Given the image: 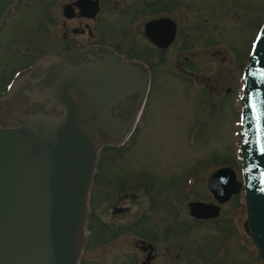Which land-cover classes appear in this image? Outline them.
<instances>
[{
    "label": "water",
    "instance_id": "water-1",
    "mask_svg": "<svg viewBox=\"0 0 264 264\" xmlns=\"http://www.w3.org/2000/svg\"><path fill=\"white\" fill-rule=\"evenodd\" d=\"M17 1L0 0V24ZM149 82L143 65L111 51L74 63L46 54L0 95V106L13 105L21 93L30 107H46L0 123V264H80L97 162L94 132L125 139L136 114L122 116L113 107L138 93V110ZM78 87L87 94L88 115L86 103L72 96ZM242 168V183L220 187L227 195L244 188V227L264 262V24L244 76Z\"/></svg>",
    "mask_w": 264,
    "mask_h": 264
},
{
    "label": "rangeland",
    "instance_id": "rangeland-1",
    "mask_svg": "<svg viewBox=\"0 0 264 264\" xmlns=\"http://www.w3.org/2000/svg\"><path fill=\"white\" fill-rule=\"evenodd\" d=\"M211 1V7L203 5ZM239 3L240 5L233 2L230 5L235 7V13L229 18L215 11L214 0H177L173 16L179 21L181 34L177 44L166 55H162L165 61L152 68L153 78L144 119L146 126H140L135 137L136 143L131 141L133 147L130 156L136 153L138 157L132 156L128 161L123 160V163L121 159L110 162L107 157H112L113 152L105 150V160L95 191L96 202L101 204L108 194L102 181L108 175L107 167L110 164L113 166L112 177L142 176L149 181V185L145 190L138 191L139 203L134 212L146 211L150 217L136 235L154 240L159 245L160 252L165 251L167 246L175 251L183 247V254L188 249L192 250L190 255H195V261L211 259L210 255H213L229 220L232 216L236 217L240 224L232 232L229 248L221 256L223 263L213 264H262L258 258V249L243 226L247 216L246 209L237 210L236 202L223 207L221 217L207 224L194 222L189 217L187 208H183L178 221L185 233L177 234L172 242L167 241L164 230L158 237L161 239H155L158 234L154 225L160 223L163 228L165 224L173 221L168 200L173 197L179 203L183 196L181 186L187 174L193 172L197 166L206 164L207 160L212 162L233 159L231 121L237 115L231 97L222 100V89L232 84L239 74L235 55L232 53L235 48V34L237 38L239 36V45L236 47H243L258 22L264 0H239ZM227 4L228 2L221 6V0L218 1V5L224 10ZM43 6V0H23L18 11H12V17L4 22L0 31V90L5 87L15 70L26 65L38 53L50 49L51 46L46 48L44 45ZM249 12H253L254 23L249 24L243 31L247 24L246 18L251 14ZM192 44L197 48L189 53L188 47ZM183 50L192 57L193 67L191 63L189 65L200 78V84H195L193 91L180 78L179 73L173 74L176 62L183 59L178 56L179 53L186 54ZM237 53L240 54V50ZM145 56L152 58L150 63H158L157 55L153 58V55L145 53ZM209 85H214L219 90V97L211 96L210 101L215 100L212 105L207 103L209 96L205 93H209ZM202 111L204 126L202 130L194 133V139L197 140L195 145L187 135L192 130L196 114ZM192 194L198 199L212 200L205 186V178L199 181ZM187 228L191 230L187 232ZM131 236L125 234L122 241L119 239L108 246L105 245L107 243L98 242L94 235V243L84 253L80 264H120L128 258L127 255H141L130 246ZM105 239L109 237H104L102 241L105 242ZM173 242L177 244L176 247ZM213 244L215 247H212ZM199 245L203 247L201 258ZM193 261L194 258L190 257L186 264H193Z\"/></svg>",
    "mask_w": 264,
    "mask_h": 264
},
{
    "label": "flooded vegetation",
    "instance_id": "flooded-vegetation-1",
    "mask_svg": "<svg viewBox=\"0 0 264 264\" xmlns=\"http://www.w3.org/2000/svg\"><path fill=\"white\" fill-rule=\"evenodd\" d=\"M43 1L44 45L46 48L48 46L51 47L50 49L48 48L38 53L26 65L15 70L7 81L5 87L0 90V95L8 90L14 77L18 73L33 66L41 54H55L66 62L74 63L78 62L80 58H87L89 54L94 55L98 52L111 51L127 62L143 65L144 68L149 71L151 79L150 83H152V68L160 65L162 61H165L164 58H162V55H166L168 51L177 44L181 34L179 21L173 16L177 7V0ZM218 1L219 0H214L215 11H219L229 18L234 16L235 13V7L230 5L233 2L240 5L239 0H221V6H225V3L228 2V6L224 10L218 5ZM211 3L212 1L205 2L203 5L211 7ZM249 13H251L252 16ZM249 13V16L246 18L247 24L243 28V31L247 29L249 24L252 23L253 25L254 23L253 12ZM258 13L259 11L257 14ZM207 21H210V19H207ZM263 22L264 6L261 9L255 28L252 29L251 25L250 28L252 29V32L243 47H236L239 45V36L237 38V35L235 34L233 39V46L235 48L232 50V53L235 55L239 74H237L236 79L232 84H229L222 89V100L224 101L231 97L232 105L235 108L234 112L237 115V117L231 121L232 137L234 139L232 142L233 159L212 162L207 160L208 162L206 164L204 163L203 166H197L193 172L186 175L185 181L181 186L183 196L180 198L179 203L177 204V199L173 197L168 200V208L173 212V221L165 224L163 228L160 223L157 224L156 222L157 226H154L158 235L157 238L153 236L155 239H161L158 237L162 234V230H164V233H167L165 237L168 239V242H172L174 238L177 237V234L181 235L185 233L180 226L181 222L178 221V216H180L183 208H187L188 215L194 222L201 224H207L208 222H214L219 219L222 215L223 207L233 201L236 202L237 210L246 209L241 192L231 194L226 200L216 198L210 190L209 179L217 170L226 166L233 169L236 177L235 180L241 181L242 179L241 159L238 149L239 139L237 141L235 133L238 131L241 118V94L244 69ZM212 36L214 37V34H212ZM188 48L190 49L189 53H191L196 50L197 46L192 44ZM238 50H240V54L237 53ZM183 52L186 53L184 50ZM145 53L153 55V58L157 55L159 58L157 60L158 63H150L149 60L152 58L146 57ZM189 53H186L185 55L179 53L178 56H182L183 59L176 62V69H173V74L178 75L179 73L180 78L184 79L183 81L187 82V85L192 89L195 87V84H200V78L189 65L191 63L193 67V60L192 57L188 55ZM219 54L220 53H217V55ZM208 89L209 93L205 91L206 95L209 96L207 103L209 102L208 104L212 105L215 100L210 101L211 96L219 97V90H217V87L214 85H209ZM191 91H193V89ZM71 93L74 99L79 103H86L82 107V114L88 115L89 111L86 92L78 87L74 88ZM149 95L150 89L147 102L139 115L134 131L122 144H118L116 141L109 139L108 136L102 132H94L97 140V148L99 149V159L92 189L91 216L87 227V243L82 258L88 248L93 245L95 240L94 235H96L98 242L102 244L107 243L105 245H108L119 239L122 241L125 234H131L130 246L135 250H138L141 255H127L128 258L120 264H186L190 257L194 258L193 264L223 263L221 256L225 253L227 248H229L231 234L238 229L240 224L238 219L234 216L229 220V225L225 227V231L223 232L213 255H210L211 259L209 261L202 259L195 261V255H190L192 250L190 251L188 249L186 253L183 254V247L179 248L178 251H175L171 246H167L165 247V251L160 252L159 245L154 240L136 235L139 230L144 227L146 220L150 217L146 211H139L138 213L134 212L136 205L139 203L138 198L140 195L138 194V191L145 190L149 185V181H146L142 176L138 175L136 177L119 178V176L114 175L112 177L111 169L113 166L111 164L108 165V175H106L102 181L104 184L103 187L108 194L105 196L101 204L96 202L95 191L101 174V167L105 160L103 157L104 151L108 150L113 152L112 157H107V160L110 162H116L121 159L123 163V160L124 162L126 160L128 161L132 156L138 157L136 156V153L131 156L130 153L132 152V144L136 143L135 137L140 126H144V128L146 126L144 119ZM24 97L25 96L20 93L17 97V102L13 105L0 106V123H4L11 117H16L17 115L29 111H46L45 104H38L30 107L27 102L20 101V99ZM137 97L138 93L128 95L122 102H118L113 107V111H116L117 114L122 116L130 115L132 113L136 114ZM204 110L205 108L203 107V111ZM203 111L196 114L195 123L192 125V130H190L187 135L190 142L195 145L197 140L194 139V133L198 130H202L204 126ZM131 141H133V143H131ZM235 144H237L236 155L234 151ZM138 153L140 156V150H138ZM204 178L206 189L212 200L198 199L192 194L195 186ZM194 203H201L209 209L204 210L202 207H197V209L193 210L192 205ZM187 229V232L191 230L189 228ZM104 237H109V239H105V242H103L102 239ZM172 244L175 247L177 246L174 242ZM205 246L208 247L206 244ZM213 246L215 247L214 244L212 247ZM198 248L201 253V255H199L201 258V256L203 257V247L202 245H199ZM103 249L105 250L106 247H103ZM260 262L262 263L261 260Z\"/></svg>",
    "mask_w": 264,
    "mask_h": 264
}]
</instances>
